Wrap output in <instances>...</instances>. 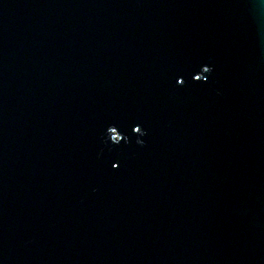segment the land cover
Returning a JSON list of instances; mask_svg holds the SVG:
<instances>
[{"label": "water", "instance_id": "obj_1", "mask_svg": "<svg viewBox=\"0 0 264 264\" xmlns=\"http://www.w3.org/2000/svg\"><path fill=\"white\" fill-rule=\"evenodd\" d=\"M0 264H264V0H0Z\"/></svg>", "mask_w": 264, "mask_h": 264}, {"label": "snow or ice", "instance_id": "obj_2", "mask_svg": "<svg viewBox=\"0 0 264 264\" xmlns=\"http://www.w3.org/2000/svg\"><path fill=\"white\" fill-rule=\"evenodd\" d=\"M112 167H113V168H115V167H116V165H112Z\"/></svg>", "mask_w": 264, "mask_h": 264}]
</instances>
